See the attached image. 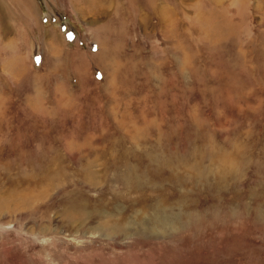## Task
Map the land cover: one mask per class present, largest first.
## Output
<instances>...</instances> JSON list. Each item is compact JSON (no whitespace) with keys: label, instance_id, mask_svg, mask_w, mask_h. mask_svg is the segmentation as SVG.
I'll use <instances>...</instances> for the list:
<instances>
[{"label":"rangeland","instance_id":"rangeland-1","mask_svg":"<svg viewBox=\"0 0 264 264\" xmlns=\"http://www.w3.org/2000/svg\"><path fill=\"white\" fill-rule=\"evenodd\" d=\"M0 12V264H264V0Z\"/></svg>","mask_w":264,"mask_h":264},{"label":"crops","instance_id":"crops-1","mask_svg":"<svg viewBox=\"0 0 264 264\" xmlns=\"http://www.w3.org/2000/svg\"><path fill=\"white\" fill-rule=\"evenodd\" d=\"M40 30H41L42 40L45 41L46 44L50 46V44H48L49 43V40H47V39L45 40V35H44L45 34L44 33L45 30L44 29H40Z\"/></svg>","mask_w":264,"mask_h":264},{"label":"bare ground","instance_id":"bare-ground-1","mask_svg":"<svg viewBox=\"0 0 264 264\" xmlns=\"http://www.w3.org/2000/svg\"><path fill=\"white\" fill-rule=\"evenodd\" d=\"M3 24L4 23V17L1 15V12H0V24Z\"/></svg>","mask_w":264,"mask_h":264},{"label":"snow or ice","instance_id":"snow-or-ice-1","mask_svg":"<svg viewBox=\"0 0 264 264\" xmlns=\"http://www.w3.org/2000/svg\"><path fill=\"white\" fill-rule=\"evenodd\" d=\"M69 38H71V37H69Z\"/></svg>","mask_w":264,"mask_h":264}]
</instances>
